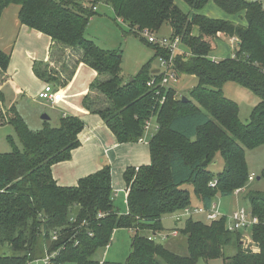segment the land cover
<instances>
[{"label": "trees", "instance_id": "16d2710c", "mask_svg": "<svg viewBox=\"0 0 264 264\" xmlns=\"http://www.w3.org/2000/svg\"><path fill=\"white\" fill-rule=\"evenodd\" d=\"M183 1L194 12L183 11L176 0H0V19L8 6L18 5L21 23L50 38L49 60L33 64L38 78L60 89L80 63L96 72L83 106L103 119L118 142H138L148 120L158 125L149 140L151 162L124 173L126 213L114 208L110 165L80 178L75 186L59 185L53 166L71 158L85 123L70 115L58 124L44 120L41 128L32 129L19 107L6 103L3 85L11 54L0 48V126L12 125L21 143L8 136L13 149L0 152V264H28L58 248L55 264H113L94 255L111 244L117 229L132 231L126 264H197L217 258L224 264H264L262 191L247 195L249 209L259 217L250 228L249 243L244 239L248 229L231 231L227 215L214 221L184 218L178 231L185 237L187 255L174 252L166 241L149 238L164 232V217L194 206L187 185L205 208L218 194L244 192L251 175L247 150L264 145V5L259 0ZM209 2L245 23L201 13ZM95 5L108 6L126 24L125 35H137L153 48V57L133 79L122 74L121 48H103L87 37L98 14ZM164 25L181 37L190 53H178L173 60L178 77L189 74L198 79L186 101L176 89L160 86L163 73H153V61L170 52L150 43L143 32L159 33ZM223 36L237 39L233 55L214 60L210 53ZM227 81L259 97L248 123L240 118L239 104L223 92ZM218 154L225 166L213 175L209 167ZM54 231L60 233L56 241ZM229 246L235 252L226 257Z\"/></svg>", "mask_w": 264, "mask_h": 264}, {"label": "crops", "instance_id": "0c3cea01", "mask_svg": "<svg viewBox=\"0 0 264 264\" xmlns=\"http://www.w3.org/2000/svg\"><path fill=\"white\" fill-rule=\"evenodd\" d=\"M176 3L185 12H194L184 1L176 0ZM102 9L106 11L111 10L106 5H100L98 7V14L95 17L98 15H106V11H103L101 14ZM19 10L20 6L12 4L4 10L0 19V48L11 54V65L8 69L9 78L3 85L6 103L7 99L11 98L9 105L7 104L9 107L15 104L17 98L21 96H25L28 99V103L30 102L32 105L33 103H39L36 100V96L39 95L47 84L35 75L33 64L35 61L46 62L49 60L50 38L38 30L30 29L26 25H23L19 19ZM201 13L212 18L245 23L244 20L229 16L214 2H209L201 10ZM164 26L162 29L167 28V32L161 33V29L159 34L172 35V29L168 25ZM194 33L198 34L197 28H195ZM215 43L216 45L211 51L210 56L214 60H220L233 55L237 39L223 36L217 39ZM180 49L182 52L189 53V50L183 45H181ZM12 67L13 70L15 69L14 71L11 70ZM95 77L96 72L93 69L85 63H80L75 68L68 83L60 88L62 98L52 108H57L59 112L62 111V116L75 115L80 117L85 123V128L79 134L80 145L73 149L70 159L61 161L53 166V175L59 185L75 186L80 178L98 171L105 165H110L114 196L117 197L118 192L124 194L127 212V191L124 173L128 167H139L151 162L149 140L145 138L138 142H118L103 119L98 114L90 112L83 106V98L87 94L89 85ZM62 116L54 118L57 122L56 124H58ZM51 120L50 116V123H52ZM27 121L29 123L28 119ZM235 209L236 207L232 211ZM166 217L174 220L175 224L177 223L172 215ZM121 230L128 232L130 234V240H132V231L129 229H117L114 235H117ZM178 237L179 235L170 237L171 246L176 247L180 244L177 240ZM170 245L168 244L167 246L172 249ZM113 264L120 263L113 261Z\"/></svg>", "mask_w": 264, "mask_h": 264}, {"label": "rangeland", "instance_id": "374dc122", "mask_svg": "<svg viewBox=\"0 0 264 264\" xmlns=\"http://www.w3.org/2000/svg\"><path fill=\"white\" fill-rule=\"evenodd\" d=\"M259 1H261L264 5V0ZM103 11L106 10L102 9L101 14ZM126 28V24L115 18L114 12L112 10H107L106 15H98L95 17L94 21L92 19L86 30V35L88 38L94 40L103 48H121L123 51L122 74L125 78H129L138 73L140 67L152 58L154 55V50L152 47L148 46L139 36L134 34L125 35L123 31ZM166 32L167 28H164V30L162 29L161 31V33ZM153 65L157 68L160 67L157 60L153 61ZM13 67L11 70H13ZM1 76L2 74H0V79ZM197 82L198 79L194 75L182 74L178 79H170L169 83H167V86L176 89L180 97H190V90L197 84ZM223 92L227 97L235 100L239 104L240 118L244 123H248L252 109L259 102V97L250 89L234 81L225 82L223 85ZM36 97V100H38L39 103H33V105L30 102L28 103V99L25 96L18 97L15 101V104L19 107L21 113L29 120L30 127L35 130L41 128L44 121L42 119L43 114L50 115L52 124H56L57 122L54 120V118L62 116L63 112H59L57 108L53 109V105L50 103L46 104L44 103V100L38 98V96ZM10 99L11 98L7 99L8 105L10 103ZM157 127L158 125L156 120H151L150 129L145 132L144 137L150 140V138L156 132ZM8 136H13L15 143L21 146L14 127L10 124L1 125L0 152L12 151L13 145L8 140ZM247 160L250 173L255 175V179L249 182L245 188V191L240 195L232 194L230 196H222L218 194L215 196L214 201L218 204L219 211L222 215L231 214L232 209L234 207L237 208V206H241L249 210V202L247 198L248 193L250 191L264 192V176L261 177L264 173V145L252 150H247ZM224 166V159L220 154H218L215 162L210 165L209 169L213 172V175H217L224 169ZM185 187L191 190L192 204L194 206L201 204L202 200L198 198V196L193 192L191 186L187 185ZM124 200L125 198L122 192H118L117 197L114 196V208L118 213L123 214L126 212V204ZM194 218L206 221L202 215H195ZM185 221L186 220L184 219V221L175 224L174 220L170 219L169 217H165L162 221L165 230L162 233H166L167 231L169 232V230L173 228L182 229L185 225ZM244 233V239L249 243L251 241V229L245 230ZM177 240L180 242V244H178L176 247L170 245V238L168 242L163 243L167 245L169 244L174 252L181 255H187L188 249L185 237L179 234ZM130 242V234L121 230L117 235H114V238H112V242L109 246L100 248L95 253L94 259L99 261H114L120 264H126L127 257L131 252ZM234 252V247L229 246L225 249V256H231ZM34 264H44V262L38 261ZM197 264H224V260L223 258L212 260L200 259Z\"/></svg>", "mask_w": 264, "mask_h": 264}, {"label": "built area", "instance_id": "2783aa9c", "mask_svg": "<svg viewBox=\"0 0 264 264\" xmlns=\"http://www.w3.org/2000/svg\"><path fill=\"white\" fill-rule=\"evenodd\" d=\"M83 1L84 0H79ZM88 1V0H86ZM97 5L93 6V9L96 11L98 10ZM143 35L146 39L163 49H166L170 52V56H159V72L163 73L164 77L160 82V86H166L170 79H178V75L173 69V60L178 53H185L189 55L187 52H182L180 47L182 45L181 37L180 36H167V35H159V33H154L151 31H144ZM156 81L152 80L150 84L153 86L155 85ZM39 98L43 99L44 101L54 105L57 101L62 98V92L60 89L55 88L54 85L47 83L43 90L39 93ZM152 120V119H151ZM151 120H148L145 125V132L150 129ZM157 129V128H156ZM146 137L140 138V140H144ZM255 179V175L251 174L249 176V181H253ZM214 184L215 181H212ZM240 190H237L238 193ZM195 215H202L208 221H214L221 218L222 215L218 210L217 204L215 202L212 203L210 208H205L204 206H192L187 207L183 211L176 213L173 215L174 219L178 222L182 221L184 218L194 217ZM228 222L227 227L231 231L241 230V229H250L254 225L259 223V217L252 214L251 210H247L244 207L237 206V208L230 214L227 215ZM59 231H54L52 234V240L56 241L59 238ZM179 235L178 229H173L171 231H167L166 233L158 232L156 234H152L149 236L150 239L157 240L159 242L167 241L170 237H176ZM60 252V248L52 251H46L45 255L41 258H37L31 260L28 264H34L35 262L43 261L44 264H55L54 260Z\"/></svg>", "mask_w": 264, "mask_h": 264}, {"label": "water", "instance_id": "95a60500", "mask_svg": "<svg viewBox=\"0 0 264 264\" xmlns=\"http://www.w3.org/2000/svg\"><path fill=\"white\" fill-rule=\"evenodd\" d=\"M157 72H159V68L153 70V73H157ZM133 78H134L133 76L130 77V79H133ZM183 100L186 101V100H188V99H187V97H184ZM42 119H43V120H49V119H50V116L47 115V114H43V115H42ZM259 178H260V177H259Z\"/></svg>", "mask_w": 264, "mask_h": 264}]
</instances>
